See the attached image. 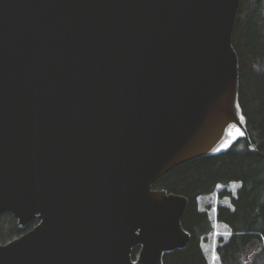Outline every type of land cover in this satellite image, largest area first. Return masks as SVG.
<instances>
[{"label": "water", "instance_id": "water-1", "mask_svg": "<svg viewBox=\"0 0 264 264\" xmlns=\"http://www.w3.org/2000/svg\"><path fill=\"white\" fill-rule=\"evenodd\" d=\"M240 3L0 0V216L39 221L0 264H164L189 245L188 198L154 183L240 138L258 151Z\"/></svg>", "mask_w": 264, "mask_h": 264}, {"label": "trees", "instance_id": "trees-1", "mask_svg": "<svg viewBox=\"0 0 264 264\" xmlns=\"http://www.w3.org/2000/svg\"><path fill=\"white\" fill-rule=\"evenodd\" d=\"M233 46L240 65V104L251 141L240 138L228 150L202 156L175 167L154 183V188L184 195L189 203L182 217L191 234L189 245L164 255V264H209L203 244L215 231V220L231 232L220 238L217 255L222 264H264V0H241L233 31ZM239 182L236 194L227 190L230 205H219L215 216L201 209L199 199L219 186ZM22 227L10 212L0 216V243L21 236L38 224ZM134 249L133 255L138 251Z\"/></svg>", "mask_w": 264, "mask_h": 264}, {"label": "rangeland", "instance_id": "rangeland-1", "mask_svg": "<svg viewBox=\"0 0 264 264\" xmlns=\"http://www.w3.org/2000/svg\"><path fill=\"white\" fill-rule=\"evenodd\" d=\"M240 187L241 184L239 182H232L228 185L219 186L218 190L215 193L208 196H203L199 199L200 208L206 210L208 209L209 205H212L210 211L212 215L215 216L217 206L222 204H231L230 197L225 196L223 198H220V193L224 190H227L231 194H236ZM230 235V229L225 224L219 223L217 220H215V231L210 236V239L203 244V248L208 258L209 264H222L217 255V246L220 238L227 239Z\"/></svg>", "mask_w": 264, "mask_h": 264}, {"label": "snow or ice", "instance_id": "snow-or-ice-1", "mask_svg": "<svg viewBox=\"0 0 264 264\" xmlns=\"http://www.w3.org/2000/svg\"><path fill=\"white\" fill-rule=\"evenodd\" d=\"M243 119H244L243 116H241V121H243ZM241 134H242V133H241ZM224 147H227V145H224Z\"/></svg>", "mask_w": 264, "mask_h": 264}]
</instances>
